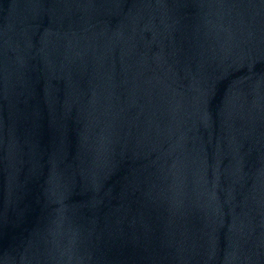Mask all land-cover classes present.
<instances>
[{"label":"water","instance_id":"water-1","mask_svg":"<svg viewBox=\"0 0 264 264\" xmlns=\"http://www.w3.org/2000/svg\"><path fill=\"white\" fill-rule=\"evenodd\" d=\"M0 264H264V0H0Z\"/></svg>","mask_w":264,"mask_h":264}]
</instances>
